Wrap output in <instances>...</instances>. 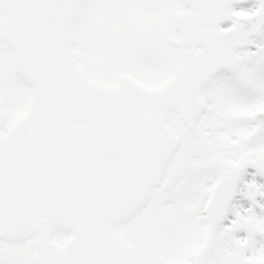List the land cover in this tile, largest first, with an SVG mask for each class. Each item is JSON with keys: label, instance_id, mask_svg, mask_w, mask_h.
I'll list each match as a JSON object with an SVG mask.
<instances>
[{"label": "snow or ice", "instance_id": "obj_1", "mask_svg": "<svg viewBox=\"0 0 264 264\" xmlns=\"http://www.w3.org/2000/svg\"><path fill=\"white\" fill-rule=\"evenodd\" d=\"M0 264H264V0H0Z\"/></svg>", "mask_w": 264, "mask_h": 264}]
</instances>
